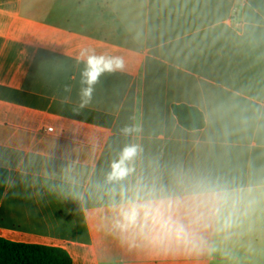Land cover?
<instances>
[{
  "label": "crops",
  "instance_id": "crops-1",
  "mask_svg": "<svg viewBox=\"0 0 264 264\" xmlns=\"http://www.w3.org/2000/svg\"><path fill=\"white\" fill-rule=\"evenodd\" d=\"M85 48L124 67L82 105ZM180 104L205 127H183ZM130 142L224 171L264 167V0H0V237L72 264H167L120 245L93 187ZM220 247L230 254L180 264H264V225Z\"/></svg>",
  "mask_w": 264,
  "mask_h": 264
},
{
  "label": "clouds",
  "instance_id": "clouds-1",
  "mask_svg": "<svg viewBox=\"0 0 264 264\" xmlns=\"http://www.w3.org/2000/svg\"><path fill=\"white\" fill-rule=\"evenodd\" d=\"M81 103L87 104L105 73L123 70V59L80 53ZM142 129L127 126L126 136ZM93 187L106 198L107 224L122 247L167 264L197 261L223 251L235 238L264 225V167L224 171L198 158L145 155L140 143L125 144Z\"/></svg>",
  "mask_w": 264,
  "mask_h": 264
},
{
  "label": "trees",
  "instance_id": "trees-1",
  "mask_svg": "<svg viewBox=\"0 0 264 264\" xmlns=\"http://www.w3.org/2000/svg\"><path fill=\"white\" fill-rule=\"evenodd\" d=\"M180 124L188 130L205 127L204 114L196 107L173 106ZM8 181V171L0 167V201ZM0 264H72L69 254L60 248L11 242L0 237Z\"/></svg>",
  "mask_w": 264,
  "mask_h": 264
},
{
  "label": "built area",
  "instance_id": "built-area-1",
  "mask_svg": "<svg viewBox=\"0 0 264 264\" xmlns=\"http://www.w3.org/2000/svg\"><path fill=\"white\" fill-rule=\"evenodd\" d=\"M48 130H49V132H52L53 131V128H49Z\"/></svg>",
  "mask_w": 264,
  "mask_h": 264
}]
</instances>
